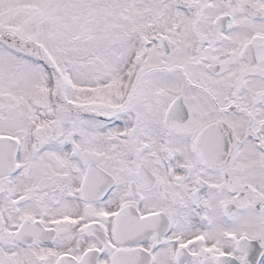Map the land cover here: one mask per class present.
I'll list each match as a JSON object with an SVG mask.
<instances>
[{"label":"snow or ice","instance_id":"obj_1","mask_svg":"<svg viewBox=\"0 0 264 264\" xmlns=\"http://www.w3.org/2000/svg\"><path fill=\"white\" fill-rule=\"evenodd\" d=\"M0 264H264V0H0Z\"/></svg>","mask_w":264,"mask_h":264}]
</instances>
